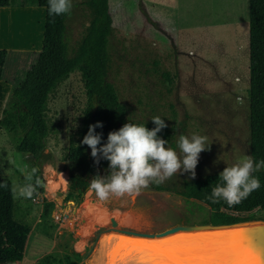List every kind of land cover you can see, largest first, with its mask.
I'll use <instances>...</instances> for the list:
<instances>
[{"label": "rangeland", "instance_id": "1", "mask_svg": "<svg viewBox=\"0 0 264 264\" xmlns=\"http://www.w3.org/2000/svg\"><path fill=\"white\" fill-rule=\"evenodd\" d=\"M83 1L72 0L66 19L65 42L70 54L89 19L88 9L79 5ZM142 1L108 0L112 30L106 80L125 108L127 123L161 117L170 129L166 146L178 153L181 134L206 136L208 150L199 155L195 177L221 173L250 156L247 0ZM26 14V31L31 30L40 48L44 11L33 9ZM0 19L13 25L15 39L19 20L9 15ZM31 56L15 57V61L28 63ZM85 101L79 73L74 71L47 102L49 133L44 151L51 154L54 166L43 164L36 176L28 168V175L18 178L19 184L36 187L33 196L37 198L18 196L13 180L14 218L30 226L22 264H39L49 255L46 264H98L105 249L99 253L97 243L82 258L93 242L92 231L98 225H109L114 215L118 227L154 231L205 212L204 207L192 203L189 214L180 195L149 187L135 197H110L107 201L88 189L78 204L65 201L67 173L62 169L68 136L79 125ZM1 145L13 146L6 132ZM38 176L40 184L35 182ZM181 177L190 176L185 173L171 178ZM256 214L264 217V210Z\"/></svg>", "mask_w": 264, "mask_h": 264}, {"label": "trees", "instance_id": "2", "mask_svg": "<svg viewBox=\"0 0 264 264\" xmlns=\"http://www.w3.org/2000/svg\"><path fill=\"white\" fill-rule=\"evenodd\" d=\"M8 3L9 0H0V7L7 6ZM37 4L44 8L41 47L23 78L4 100L0 130L5 131L11 138L14 150L25 154V162L33 176L41 172L45 163L54 166L51 154L44 151L49 133L47 102L57 86L70 73L77 71L86 101L79 125L69 133L62 170L67 173L64 200H74L78 204L83 194L90 189L93 178L97 175H109L108 161L100 159L99 163H95L91 149L80 143L88 131V126L102 122L103 127L96 128L95 131L102 135L101 142L106 143L109 132L116 131L127 123L125 108L113 85L106 80L109 61L107 43L112 30V18L108 0L80 2L79 5L88 9L89 19L73 53L70 54L65 42L66 19L69 13L49 15L48 0H37ZM247 26L249 152L259 162L264 160V0H247ZM5 56L6 50L0 49V77ZM133 124H144L148 129L155 127L152 120ZM158 136L167 141L170 137L169 127L162 129ZM33 168L37 169L35 173ZM219 174L214 172L195 179L169 178L161 184L153 182L149 188L180 195L186 202L185 210L189 214L192 213V203L205 208L200 217L193 219L186 216L185 222L220 224L264 219L256 214L264 210V168L253 173L259 179L260 187L234 206H229L223 200L213 203L209 199L212 190L218 184H223ZM181 220L179 218L167 226ZM29 233L30 226L14 218L11 181L0 177V264H22ZM50 257L51 255L41 258L38 263L46 264V260L49 263Z\"/></svg>", "mask_w": 264, "mask_h": 264}, {"label": "clouds", "instance_id": "3", "mask_svg": "<svg viewBox=\"0 0 264 264\" xmlns=\"http://www.w3.org/2000/svg\"><path fill=\"white\" fill-rule=\"evenodd\" d=\"M72 0H48L49 15L69 13ZM154 128L148 129L144 124L125 123L116 131L108 133L107 142L102 143V135L95 131L102 128V122L88 126V131L80 141L91 149L95 163L100 159L108 161L107 176L97 175L90 182V189L101 201L110 197H135L153 182L161 184L174 175L189 174L195 179V169L201 152L208 150L207 137L192 135L190 138L181 134L178 139L180 153L166 146L158 133L168 127L165 121L153 117ZM264 168V160L255 161L246 156L242 161L227 166L219 174L223 184H218L209 199L213 203L220 200L234 206L247 199L260 187L254 172ZM33 173L37 169L33 168ZM31 177H29L30 179ZM18 196L32 198L36 187L26 184L16 189Z\"/></svg>", "mask_w": 264, "mask_h": 264}, {"label": "water", "instance_id": "4", "mask_svg": "<svg viewBox=\"0 0 264 264\" xmlns=\"http://www.w3.org/2000/svg\"><path fill=\"white\" fill-rule=\"evenodd\" d=\"M37 181L39 184L42 183L39 176ZM241 230H246L253 241L259 244L264 240V219H247L220 224L180 221L160 230L144 231L118 227L117 215H114L110 217L109 225H98L92 231L93 242L82 260L90 253L101 233L112 231L120 235L121 243L118 251L127 258L129 255H138L154 264H170L169 259L160 251H154L148 247L157 246V248L176 250L184 256L203 254L204 259L217 260L223 264L231 257L230 251L225 247L221 249L224 255L209 256L208 253L215 250L210 246L227 245L228 241L222 238L231 237Z\"/></svg>", "mask_w": 264, "mask_h": 264}, {"label": "crops", "instance_id": "5", "mask_svg": "<svg viewBox=\"0 0 264 264\" xmlns=\"http://www.w3.org/2000/svg\"><path fill=\"white\" fill-rule=\"evenodd\" d=\"M134 2H141L142 0H134ZM44 8L37 4V0H9L7 6L0 7V16L15 17L19 20L17 26V33L13 39V25L8 21H0V49L6 50V56L2 67V74L0 77V114L3 107L4 100L13 87L23 78L25 72L35 60L40 48L36 45L33 39L31 30L26 31L25 16L33 9ZM110 13V12H109ZM155 19V18H154ZM1 20V19H0ZM156 20V19H155ZM44 21V16H43ZM43 32V28H42ZM42 40V38H41ZM41 47V46H40ZM32 55L29 62L27 60L17 63L15 57L27 58ZM27 63V64H26ZM5 131L0 130V142L3 143ZM29 169L25 162V154L17 152L14 147L6 148L0 146V177H5L11 181V184L16 180L17 187L24 186L22 182L19 184V176L28 175ZM13 212L15 207L16 192L13 190ZM39 193V192H38ZM22 199V198H21ZM23 260V258H22Z\"/></svg>", "mask_w": 264, "mask_h": 264}, {"label": "snow or ice", "instance_id": "6", "mask_svg": "<svg viewBox=\"0 0 264 264\" xmlns=\"http://www.w3.org/2000/svg\"><path fill=\"white\" fill-rule=\"evenodd\" d=\"M228 241L227 245L218 244L213 247L215 250L208 253L209 256L224 255L221 249L227 247L231 257L223 264H264V240L259 244L255 243L246 230L233 234L231 237L222 238ZM145 246V245H138ZM154 251H160L166 256L170 264H221L217 260H207L203 254L195 256H184L180 252L169 248H157V246H148Z\"/></svg>", "mask_w": 264, "mask_h": 264}, {"label": "bare ground", "instance_id": "7", "mask_svg": "<svg viewBox=\"0 0 264 264\" xmlns=\"http://www.w3.org/2000/svg\"><path fill=\"white\" fill-rule=\"evenodd\" d=\"M85 200H84V203H85ZM96 243L98 246L97 250L99 253L101 250L105 249V252H103L99 256L98 264H154L153 262L146 260L138 255H129L127 258L122 253H120L118 251V249H120V247L118 246L121 243L120 235L115 232L111 231V232L101 233L97 241L95 242V245Z\"/></svg>", "mask_w": 264, "mask_h": 264}, {"label": "built area", "instance_id": "8", "mask_svg": "<svg viewBox=\"0 0 264 264\" xmlns=\"http://www.w3.org/2000/svg\"><path fill=\"white\" fill-rule=\"evenodd\" d=\"M36 198H37V197L33 196L31 199H33V200H34V199H36Z\"/></svg>", "mask_w": 264, "mask_h": 264}]
</instances>
